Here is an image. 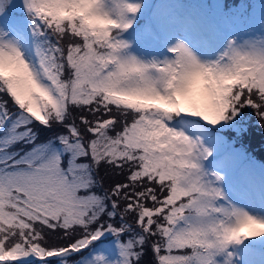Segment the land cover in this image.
I'll list each match as a JSON object with an SVG mask.
<instances>
[{
  "label": "snow or ice",
  "instance_id": "1",
  "mask_svg": "<svg viewBox=\"0 0 264 264\" xmlns=\"http://www.w3.org/2000/svg\"><path fill=\"white\" fill-rule=\"evenodd\" d=\"M9 3L0 0V13ZM46 3L55 6L25 0L27 37L0 30V47L18 43L31 73L0 76V96L12 102L0 98V264L30 254L67 258L105 232L119 242L120 259L112 264H220L216 257L230 245L264 236V219L218 203L223 189L203 166L212 152L186 131L196 117L216 125L245 106L264 120V39L230 41L210 60L227 85L219 103L195 86L188 103L196 109H159L135 98H167L181 68L198 64L188 46L177 42L171 58L152 59L141 72L123 39L140 3L109 0L125 22L104 34L73 17L65 26ZM54 126L62 131L40 138L38 129ZM101 167L125 179L104 188ZM57 231L69 243H51L48 232ZM147 249L152 261L143 259Z\"/></svg>",
  "mask_w": 264,
  "mask_h": 264
},
{
  "label": "rangeland",
  "instance_id": "2",
  "mask_svg": "<svg viewBox=\"0 0 264 264\" xmlns=\"http://www.w3.org/2000/svg\"><path fill=\"white\" fill-rule=\"evenodd\" d=\"M141 7L130 15L134 22L123 32V39L129 42L127 52L145 60H163L173 55L164 47L172 41L171 25L179 32L195 36L207 52L209 60L216 59L224 52L230 41L243 45L247 41L264 39V0H133ZM31 23L25 0H10L3 13H0V30L9 33L10 37L23 34L28 36ZM179 27V29L177 28ZM176 32V33H179ZM168 35V36H167ZM23 46V44H22ZM9 106L11 100L7 97ZM14 110V109H13ZM243 107L229 120L212 125L201 118H194L186 129L189 135H198L212 154L203 161L205 170L216 185L221 187L224 197L218 203L234 205L249 214L264 219V160L258 158L250 145L257 139L250 140L251 126L259 135V126L250 121ZM179 119V118H178ZM254 134V132H253ZM254 137V136H253ZM247 140V141H246ZM264 141V137H263ZM106 176L117 180L122 178L119 170L105 169ZM213 173L221 179L216 180ZM125 179V175L123 177ZM115 179V182H117ZM110 181V179H109ZM99 190V189H98ZM244 193V195H242ZM107 221L105 220L101 221ZM79 231V230H78ZM62 231L48 232V239L53 244L63 240L56 235ZM123 238V237H122ZM126 239V237H125ZM264 264V236L250 237L242 243L232 244L216 257L220 264ZM103 256L104 261H97ZM153 253L147 249L143 259L153 260ZM120 259V248L117 236L105 232L90 245L88 251L65 257L41 258L35 254L21 259L16 264H112Z\"/></svg>",
  "mask_w": 264,
  "mask_h": 264
},
{
  "label": "clouds",
  "instance_id": "3",
  "mask_svg": "<svg viewBox=\"0 0 264 264\" xmlns=\"http://www.w3.org/2000/svg\"><path fill=\"white\" fill-rule=\"evenodd\" d=\"M44 7L58 20H63L65 26L69 23L68 18L73 17L78 26L83 24L89 32L98 34H104L109 29L115 31L125 22L118 16L117 11L110 10L109 0H55L54 7H49L47 3ZM132 55L140 63V71L146 72L147 69L143 66L149 64L151 60ZM194 55L198 64L181 68L178 79L173 82V89L167 98L153 92H145L136 97V101L144 105H154L159 109L173 110L187 107L196 109L197 106L190 105L188 99L195 86H203L207 95L213 98V103H219L220 101L216 98L223 95L222 89L227 87L224 83L225 78L216 74L210 60L201 59L195 53ZM30 74L21 46L18 43L5 41L0 47V76L26 79ZM155 82L153 80V83ZM240 231H247V227L240 228Z\"/></svg>",
  "mask_w": 264,
  "mask_h": 264
},
{
  "label": "trees",
  "instance_id": "4",
  "mask_svg": "<svg viewBox=\"0 0 264 264\" xmlns=\"http://www.w3.org/2000/svg\"><path fill=\"white\" fill-rule=\"evenodd\" d=\"M0 98L6 100L7 99V96L6 95H3V96H0ZM245 108V111L244 113H246L247 115H249V118H250V121L251 122H254L255 124V127H257V125L259 126L258 130H259V135L261 137L258 138V136L256 135V131L254 130L253 131V126H251V130L249 132V135H250V140H252L253 138L257 141V143L253 145H250V149L251 151H254L255 155L258 157V158H262L264 160V141H263V137H264V120H261V118L257 115L256 111L252 108V107H249V106H245L243 107V110ZM40 131V138L41 139H44L45 137H52L54 134L62 131V128L61 127H56L54 126L51 130H39ZM254 132V134H253ZM254 136V137H253ZM247 141V140H246ZM114 175L112 172L109 173L108 176H112ZM108 176H106V172H105V168L101 167L99 170H98V173H97V178L99 180H102L103 181V187L104 188H109L110 186H112L114 183H115V179L117 180L118 176L116 173H115V179H113L112 177L109 178ZM124 174H122V178L117 180V181H123L124 180ZM110 179V181H109ZM58 238L60 239H63L61 241H59V245H66L67 243H69L68 240L64 239V236L63 234H59V235H56ZM58 245V243H57ZM80 255H82V253H80Z\"/></svg>",
  "mask_w": 264,
  "mask_h": 264
},
{
  "label": "bare ground",
  "instance_id": "5",
  "mask_svg": "<svg viewBox=\"0 0 264 264\" xmlns=\"http://www.w3.org/2000/svg\"><path fill=\"white\" fill-rule=\"evenodd\" d=\"M244 193H245V192H243V194H242V195H244Z\"/></svg>",
  "mask_w": 264,
  "mask_h": 264
}]
</instances>
